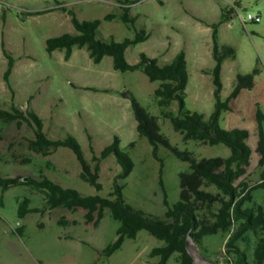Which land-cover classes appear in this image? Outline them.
<instances>
[{"label":"rangeland","instance_id":"374dc122","mask_svg":"<svg viewBox=\"0 0 264 264\" xmlns=\"http://www.w3.org/2000/svg\"><path fill=\"white\" fill-rule=\"evenodd\" d=\"M58 3L73 9L80 19H102L98 30L102 39L122 41L135 34V28L127 26L120 17L103 19L108 12L121 13L120 0H0V107L10 108L14 104L24 110L33 109L43 119L44 130L50 138L74 135L89 162L94 153L100 154L113 142L114 135H119L121 149L129 152L134 161L132 173L120 181L124 185L125 200L164 218L168 209L164 199L167 197L170 204L179 200L180 173L189 170V163L161 147L160 155L164 159L161 179L160 162L154 158L148 140L139 135L130 100L120 92L130 90L143 106L159 116L162 132L174 146L188 149L198 158L227 157L231 149L222 143L204 145L195 140L184 141L170 119L161 115L154 94L160 81H150L142 71L116 70L111 56L95 63L87 47H76L69 60L65 59V50L48 54V38L76 32L71 17L62 10L36 15L28 12L56 8ZM231 8L244 17L249 12L260 13L262 17L260 22L244 24L241 16L234 14L218 28L220 43L237 50L236 58L224 62L223 98L232 91L238 73L250 72L257 64L261 67L254 88L242 90L231 101L232 111L223 112L221 117V126L226 130L248 129L250 135L246 142L252 154L245 177L256 183L261 171L256 150L257 106L264 114V0H141L132 4L131 13L138 17L136 28L146 29L150 37L130 46L126 56L135 64L140 53L145 52L160 64H166L184 50L189 74L186 106L208 117L215 108L214 84L212 74L203 69H212L215 65L212 24L219 22L222 9ZM2 42L16 60L11 75L14 96L3 78L8 60ZM30 96L33 98L28 104ZM170 109L177 113L178 101H173ZM0 131L4 136L0 142V176L38 179L42 173L83 194L106 197L114 190L115 177L122 171L115 154L104 158L99 171L102 189L97 190L82 179L81 164L70 148L59 147L45 157L28 148V140L34 133L26 123L18 129L16 121L0 119ZM133 141L135 145L130 146ZM14 154L30 157L31 162L15 161ZM24 198L29 199L30 207H42L45 202L43 193L27 185L6 191L0 188V264H152L159 260L151 257L150 252L164 242L147 230L140 231L136 238H126L110 257L101 254V250L116 240L120 225L110 210H106L97 227L86 223L84 208L72 211L61 206L45 212H29L21 219L18 210ZM253 202L264 204V188L253 191ZM62 217L77 222L59 224ZM20 225H24L22 236L16 232ZM228 235L227 232L207 235L198 248L216 264H233L235 254H228L225 246ZM255 242L256 236L251 234L249 243H239L250 258ZM167 264H178V254L174 253Z\"/></svg>","mask_w":264,"mask_h":264},{"label":"trees","instance_id":"16d2710c","mask_svg":"<svg viewBox=\"0 0 264 264\" xmlns=\"http://www.w3.org/2000/svg\"><path fill=\"white\" fill-rule=\"evenodd\" d=\"M140 1L120 0L121 13L111 11L103 17L104 20H114L120 17L127 26L135 28V34L122 41L115 39L107 41L100 38L98 30L102 19H80L73 9L61 3H58L59 6L55 9L31 11L28 15L43 14L53 10L67 12L76 32H64L48 38L46 40L48 54H53L57 49L65 50V59L69 60L76 47H87L95 63H100L105 56H111L113 67L116 70L142 71L150 81H160L154 94L161 108V115L170 119L174 129L182 135L184 141L195 140L204 145L222 143L230 147L231 154L227 157L198 158L194 152L174 146L168 136L162 132L159 116L152 114L147 107L143 106L130 90L121 91L120 94L130 100L139 135L148 140L152 146L154 158L160 162L161 179L164 170V159L160 155L161 147L169 149L177 158L189 163V170L180 173L179 200L170 204L165 197L164 203L168 209L165 217L161 218L138 209L125 200L124 185L120 181L132 173L134 161L129 152L121 149L119 135H114L113 142L106 145L100 154L94 153L92 161L89 162L80 142L74 135L68 134L63 139L50 138L44 130L43 119L33 109L24 110L13 104L10 108L0 107V119L5 122L16 121L18 129L24 123L32 128L34 137L28 140V148L33 152L46 157L59 147L70 148L81 164L82 179L95 186L97 190L102 189L99 171L104 158L115 154L122 166V171L115 177L114 190L106 197L99 194H83L76 188L65 187L42 173L38 179L29 176L27 180L22 175L0 176V188L6 191L14 186L27 185L45 195L42 207H30L29 199L24 198L18 210V216L21 219L29 212H45L61 206L72 211L84 208L86 209V223L97 227L104 218L106 210H110L112 217L119 221L120 225L116 231V240L101 250V254L106 257H110L120 249L126 238H136L140 231L147 230L164 242L163 245L151 250V257H159V260L152 264H167L174 253L178 254V264H195L186 251L187 237L191 236L200 247L205 236L227 232L229 235L225 246L228 254H235L233 264H264V204L253 202V191L257 188H264V114L257 106L259 138L256 150L259 153L261 171L260 180L256 183L250 182L245 177L252 154V149L246 142L250 135L248 129L237 127L226 130L221 126L223 112L232 111L231 101L236 99L242 90L253 89L255 78L261 72V67L257 64L252 71L239 73L230 94L226 98L222 97L223 64L228 58H236L237 50L231 45L220 43L218 28L221 23L229 21L236 11L234 8L222 9L219 22L212 24V53L215 65L212 69H203V71L213 76L215 108L207 117L186 106L189 74L184 50L179 51L172 61L166 64H160L157 58L150 57L145 52L140 53L137 63L132 64L128 61L127 49L150 37L146 29L136 28L138 17L131 13L132 4ZM3 16L5 18V13ZM2 47L8 60L3 78L14 96L11 75L16 60L5 48L4 42H2ZM86 89L93 88L86 87ZM32 98L33 96H30L28 104ZM173 101L179 103L177 113L170 109ZM3 139L4 136L0 131V142ZM129 145L134 146L135 142ZM13 158L20 163L31 162L30 157L14 154ZM248 202L252 205H247ZM76 222V220L71 221L64 217L58 221L63 225L76 224ZM16 232L22 236L24 225H20ZM251 234L256 236V242L250 258L239 243H249Z\"/></svg>","mask_w":264,"mask_h":264},{"label":"water","instance_id":"95a60500","mask_svg":"<svg viewBox=\"0 0 264 264\" xmlns=\"http://www.w3.org/2000/svg\"><path fill=\"white\" fill-rule=\"evenodd\" d=\"M28 177L25 178L27 180ZM186 251L193 259L195 264H216L212 260L208 259L198 248L197 243L191 236L186 239Z\"/></svg>","mask_w":264,"mask_h":264},{"label":"built area","instance_id":"2783aa9c","mask_svg":"<svg viewBox=\"0 0 264 264\" xmlns=\"http://www.w3.org/2000/svg\"><path fill=\"white\" fill-rule=\"evenodd\" d=\"M235 14H238L239 16H241V19L243 21L244 24H247V21H251V22H260L262 17L260 15V13H247V16L244 17L242 14L238 13V11H236Z\"/></svg>","mask_w":264,"mask_h":264},{"label":"crops","instance_id":"0c3cea01","mask_svg":"<svg viewBox=\"0 0 264 264\" xmlns=\"http://www.w3.org/2000/svg\"><path fill=\"white\" fill-rule=\"evenodd\" d=\"M51 9H55V7H54V8H51ZM53 11H54V10H53ZM50 12H51V11H50ZM46 13H48V12H46ZM258 33H260V32H258ZM223 68H224V64H223ZM222 72H223V71H222ZM238 74H239V73H238ZM238 74H237V75H238Z\"/></svg>","mask_w":264,"mask_h":264}]
</instances>
